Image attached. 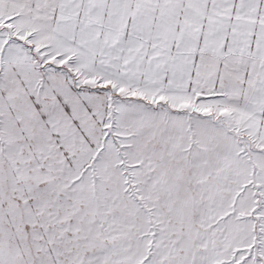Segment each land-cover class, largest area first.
I'll return each instance as SVG.
<instances>
[{
	"label": "snow or ice",
	"instance_id": "6c2138e0",
	"mask_svg": "<svg viewBox=\"0 0 264 264\" xmlns=\"http://www.w3.org/2000/svg\"><path fill=\"white\" fill-rule=\"evenodd\" d=\"M0 264H264V0H0Z\"/></svg>",
	"mask_w": 264,
	"mask_h": 264
}]
</instances>
